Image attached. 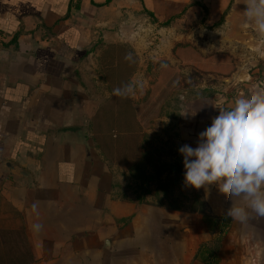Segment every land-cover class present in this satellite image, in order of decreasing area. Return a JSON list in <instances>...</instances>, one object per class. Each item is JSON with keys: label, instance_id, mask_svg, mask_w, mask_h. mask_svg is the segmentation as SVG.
Returning a JSON list of instances; mask_svg holds the SVG:
<instances>
[{"label": "crops", "instance_id": "obj_1", "mask_svg": "<svg viewBox=\"0 0 264 264\" xmlns=\"http://www.w3.org/2000/svg\"><path fill=\"white\" fill-rule=\"evenodd\" d=\"M244 10L243 0H0V194L4 207H10L6 215H18L14 219L24 227L36 264L34 236L53 240L48 204L57 203L61 190L80 178V167L92 178L91 168L106 157L129 171L139 163L144 114L139 116L132 98L115 96L113 89L142 75L148 56L158 67L153 97L172 86L176 76L177 69L164 58L224 79L238 78L253 67L248 79L262 80L264 34L245 23ZM149 28L160 38L146 36ZM129 54L130 61L125 59ZM98 81L109 100L95 107L87 89L93 84L96 94ZM130 109L133 134L122 130ZM112 125L108 132L98 130ZM80 129L84 132L77 135ZM129 149L132 154L126 153ZM122 153L126 155L113 157ZM8 161L29 177L7 170ZM66 175L71 178L64 179ZM153 206L182 208L165 201ZM133 217L121 220L129 225ZM161 218L154 222L160 224ZM200 224V232L184 231L185 238L162 236L168 243L160 248L137 242L134 253L141 254L146 246L159 262L162 256L169 259L167 264H227L219 243L233 227L231 219L203 217Z\"/></svg>", "mask_w": 264, "mask_h": 264}, {"label": "rangeland", "instance_id": "obj_2", "mask_svg": "<svg viewBox=\"0 0 264 264\" xmlns=\"http://www.w3.org/2000/svg\"><path fill=\"white\" fill-rule=\"evenodd\" d=\"M150 21L153 19L150 18L148 24ZM153 34L157 33L150 28L145 30L146 36L153 37ZM161 61L171 62L177 72L172 86L163 88L154 97L151 87L158 74L155 58L148 56L141 65L144 72L140 71L142 75L134 77L143 84V90L131 97L138 103L139 116L144 114L141 117L145 130L139 142L140 150L143 148L139 163L129 171L106 161V157L97 169L91 168L96 174L92 178L83 175L80 167V178L61 190L57 203L48 204L50 213L47 216L51 217L48 227L53 240L40 241L33 235L37 264H111L116 259L120 264H167L169 259L162 256V262H159L146 246L141 249V254H135V244H153L160 248L162 243H168L164 238L169 239L172 235L185 238L184 231L190 229L200 232L203 217L226 216L232 203L227 192H220L215 185L207 190L185 186L183 157L178 149L185 144L195 147L199 133L210 126L212 118L218 114L215 107L227 106L240 93L255 85H264V74L258 76L262 80L248 79V72L254 75L255 68L247 67L246 74L224 79L201 74L198 69L174 60L164 58ZM94 85L96 94L93 84L87 91L89 100L97 107L108 99V95L103 82ZM185 110L196 114L185 118L180 115ZM97 137L102 142L101 134ZM130 146H136L132 139ZM126 153L133 151L129 149ZM122 155L126 154H113V157ZM92 171L85 173L89 175ZM70 178L64 176L66 180ZM160 201L182 208L169 211L153 206L154 202ZM233 201L244 203L238 197H233ZM132 216L134 219L129 225L121 220ZM160 217L163 218L159 220L160 224L154 222ZM230 219L233 227L219 243L224 261L227 264L239 260L244 264H264V217L251 214L245 221ZM185 242L191 243L189 239ZM127 247H133L127 250L128 258L125 256Z\"/></svg>", "mask_w": 264, "mask_h": 264}, {"label": "clouds", "instance_id": "obj_3", "mask_svg": "<svg viewBox=\"0 0 264 264\" xmlns=\"http://www.w3.org/2000/svg\"><path fill=\"white\" fill-rule=\"evenodd\" d=\"M243 4L245 23L264 34V0H243ZM125 59L132 57L129 54ZM142 90L143 84L133 80L114 88L113 95L131 98ZM215 108L218 114L199 133L197 145L178 149L183 157L184 184L206 190L215 185L227 192L232 201L227 217L239 221L251 214L264 217V85H255L229 105ZM195 114L185 110L180 115ZM233 197L244 203H235Z\"/></svg>", "mask_w": 264, "mask_h": 264}, {"label": "trees", "instance_id": "obj_4", "mask_svg": "<svg viewBox=\"0 0 264 264\" xmlns=\"http://www.w3.org/2000/svg\"><path fill=\"white\" fill-rule=\"evenodd\" d=\"M127 117L128 124L125 129L122 130L133 134L136 130L131 126L133 117L131 109L128 110ZM112 127L115 126L106 127L104 132L112 130L110 129ZM116 130L120 131L121 128L117 127ZM134 164L135 163L132 162V165ZM4 201V197L0 194V264H36V259L26 238L24 227L18 220H15L18 218V215L15 214L13 217H8L5 211L8 212L10 207L8 206L5 208L3 204ZM10 218L15 222L11 221Z\"/></svg>", "mask_w": 264, "mask_h": 264}, {"label": "water", "instance_id": "obj_5", "mask_svg": "<svg viewBox=\"0 0 264 264\" xmlns=\"http://www.w3.org/2000/svg\"><path fill=\"white\" fill-rule=\"evenodd\" d=\"M83 132H84V129H80L76 132V134L80 135ZM5 167L7 170L16 173L22 179H27L29 177V173L26 170H18L17 165L10 161L6 163Z\"/></svg>", "mask_w": 264, "mask_h": 264}]
</instances>
